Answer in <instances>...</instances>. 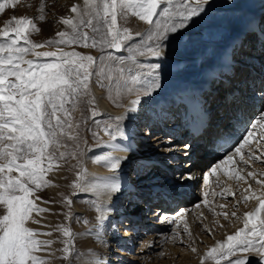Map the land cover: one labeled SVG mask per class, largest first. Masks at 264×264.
<instances>
[{"label":"snow or ice","instance_id":"snow-or-ice-1","mask_svg":"<svg viewBox=\"0 0 264 264\" xmlns=\"http://www.w3.org/2000/svg\"><path fill=\"white\" fill-rule=\"evenodd\" d=\"M233 2L228 0L229 4ZM16 5L17 0H0V13ZM211 7L212 0H82V3L71 5L67 17H61L64 30L44 41V45L56 46L57 51H36L44 45L30 38V28L39 31L33 18L12 16L4 22L0 28V37L7 38L6 42H0V264H50L48 259L37 253L47 251L49 256L54 255L51 246L55 241L40 238L50 237L54 232L60 234L58 240L62 244L56 250L61 254L57 258L63 259L64 264H78L81 254L76 249V240L81 234L71 228V208L72 197L81 194L95 195L89 203L94 204L99 224L83 235L106 242L104 233L109 230L106 224L115 210L110 200L123 190L121 169L135 162L134 152L126 156L117 155L116 151L122 149L120 143L115 142L118 138H129L131 133L121 126L125 116H109L107 120H101L98 117L105 114L98 112L96 107L90 108L88 117L82 115L79 120L72 113L79 104L95 103L94 97L89 99L90 78L93 76L97 84L108 88L110 98L113 85L116 86L117 96L135 94L136 99L130 102L135 107L129 106L126 115L138 112L142 97L153 98L163 89L161 68L172 42L181 39L193 25L205 19ZM44 11L45 5L41 3L38 17L41 21L45 19ZM130 17L138 18L147 25L146 40L133 42L134 35L138 37L141 33H133L126 26ZM220 29L214 35L218 38L216 42L223 44L220 55L223 70L213 75V81L218 80L223 86L239 80L245 85L238 96L226 101L233 110H241L249 104L264 108V18L258 24L253 18L244 19L242 23L230 21L221 25ZM250 41L252 47L259 45V64L255 62L256 57L244 52L245 45ZM75 46L98 49L99 64L96 57L76 51ZM113 49L117 53L126 49V55H114L110 51ZM238 52L248 55L249 59L240 60ZM29 54L35 58L51 59L41 63L26 58ZM227 90L232 91L231 88ZM206 116L207 110L196 128L197 132L206 128ZM89 119L95 130L88 127ZM81 127L90 131L97 142L96 148L91 149L96 152L91 157L93 163L108 168L109 177L90 175L82 166L81 159L88 146L81 135ZM101 133L108 140L102 139ZM145 135H151V132ZM82 143L84 148H81ZM104 144L112 150L99 152V147ZM168 145L170 151L177 150L171 140ZM127 147L130 149L131 146ZM261 149H264V111L250 123L233 153L220 161L212 172L225 168L238 155L240 159L237 163L245 167L249 166V161L264 162V152L259 156L255 154ZM191 150L192 145L185 143V158H189ZM245 154L248 159L244 158ZM68 159L77 162L75 167L78 170L69 184L71 192L62 194L59 201L66 209L62 213L66 223L57 224L48 232L30 227L33 223L41 225L43 214L50 211L37 203L41 200L38 193L53 186V181L47 178L48 173L59 170L62 167L60 161L67 162ZM136 163L138 167L145 166ZM176 172L175 184L192 178L185 171L177 169ZM234 174L237 179H244L238 171ZM258 175L264 176V170L248 173L264 189V179H257ZM160 187L161 190L156 193L158 197L171 195L169 186ZM244 199L247 201L249 197L244 196ZM255 200L258 206L244 213L243 227L211 248L206 253L207 257H231L226 259L225 264H253L255 257L256 264H264V191ZM156 215H160L159 211ZM232 216L236 213L233 212ZM166 222L175 223V220ZM110 230L114 235L118 234L117 224L112 223ZM132 230H136L135 225ZM182 230L191 237L187 223ZM151 246L149 243L148 247ZM191 251L195 253L197 249L193 247ZM89 264L111 262L93 257ZM201 264H204V257Z\"/></svg>","mask_w":264,"mask_h":264},{"label":"bare ground","instance_id":"bare-ground-1","mask_svg":"<svg viewBox=\"0 0 264 264\" xmlns=\"http://www.w3.org/2000/svg\"><path fill=\"white\" fill-rule=\"evenodd\" d=\"M41 3L45 5V11L43 13L45 19L43 21L38 19L40 15L39 6ZM73 3H82V0H17V5L15 8L9 7L3 13H0V28H2L4 26V22L9 20L12 16H28L30 18H33L36 27L39 29L38 32H35L30 28V38L33 39L34 42H39L44 45L45 40L54 38L55 34L58 31L64 30L65 26L61 23V17H67L69 15V9ZM208 14L211 15V17L216 18L213 22V24L215 25L212 30H207V26L203 25V28L201 27L200 29H198L195 34L190 36L187 35L182 39L176 41L178 48L171 52L168 50V57L161 68V78L164 85L163 89L159 93L155 94V97L153 98L142 97L138 112L131 113L130 116L126 115L129 106L135 107L134 105L130 104L131 100L136 99L135 94H124L117 96L116 86L113 85V91L110 98L108 88L101 87L94 81L92 90L90 91L91 95L89 99L94 97L95 103L93 105L79 104L77 105L75 111L72 113L73 117L76 120H79L82 115L84 117H88L90 115V108L96 107L98 112L105 114L98 117V119L101 120H107L109 116H125V119L121 121V126L125 128L126 132H130L131 136L127 139L118 138L115 143H120L122 150H117L116 154L120 156L130 155L132 152H134L135 154V162L132 163L133 167L129 169L130 164L124 165L120 172L123 188L126 187L130 189L131 193L129 192V194L125 195L124 191H122L118 196H114L110 200V203L114 205L115 210L109 216L106 224V228H108L109 230L104 233V239L106 241L105 243H101L100 241H96L89 236L83 235L88 231V229L97 228L99 226L98 221L96 220L97 213L95 212L94 204L89 203V200L95 199V195L92 193H87L72 197L73 204L71 212L73 213V219L71 221V228L76 233L81 234L76 240V249L81 254L78 264H89L90 259L93 257H100L103 260H107L110 262L112 260V264H127L126 260L131 254V242L133 241V238L138 234H140L139 238L142 245L155 240V243L159 244V247L162 248L161 251L166 253L165 255L161 254V256L155 255L153 257V260L148 258L144 262L145 264H201L202 257H204V264H211V260L213 259L206 256L205 249H211L215 247L217 242L225 241L228 235L234 234L236 230L243 227V221L245 219L244 213L247 211H252L254 207L258 206V201L255 200V197L260 196L261 192L264 191V189H262L261 186L257 184L250 176V179L248 178V180H250V182H248L250 184V188L247 187L249 186L247 185V182H243V189L242 186H234V180H231V178H228V180L223 183L221 181V177L230 175L228 174L230 169L234 171V164L230 163L225 166L226 170L225 168H221L220 170L215 172L216 174H220L218 185L211 187L212 181H210V178L212 174L210 172H212V169L220 162H217L215 164L210 163L205 166L204 169L209 165L211 166L208 167L205 171L204 179H206L208 176L209 180H207L208 184H210L208 192H210V198L212 202H214L215 204L218 203L220 211L224 212L221 219L222 222L224 220L223 223L225 224V227L214 229V227H216L217 225H213V237L204 235L203 237H205V239H200V245H198L197 251L195 253H192V251H189L187 248L182 247L184 245V241L182 240V229L184 225L182 224L187 223L188 228L192 226V229L194 231L198 230L197 224L201 219V215L199 216L200 213H203L205 217L213 220L210 213V211L212 210L211 207L200 206L198 208L199 212L196 213V218L194 221L190 219L188 214L185 215V219L183 218L184 216L182 217L183 219H174L176 220L174 224H178V226L173 228L172 233L174 232L179 234L175 235V237L173 238H170L172 240L168 241L165 237L164 229L167 228V224H169V222H166V220L169 218H167V216H169V204L175 203L176 201L182 202V205L180 206L181 210L184 211V209H189V204L187 206L186 202L187 200H190L189 197L184 196L178 199L179 195H181L182 193H186V190L184 189L185 187H175V190L174 192H171V195L161 198L156 195V193L161 189L158 188V190L154 191V189H151L150 187L152 184H149L156 182L155 175L151 176V173L153 171H155L156 173L157 170H155V168H152V165L146 168V170L148 171L151 170V177L149 182L144 181L146 175L141 176V181H136V179L140 177L138 174L133 172L134 169L138 171L139 168H142L138 167L136 162L142 165L143 162H150L148 161V159H151V161L155 162L153 164H157V162L158 164H169L171 162H174V164H180V171H185L186 175H191V179H187L182 182L185 184V186H188L201 166V163L197 161H202V159L193 154L195 148H192V153L189 155V158H185V156L183 159L180 158L181 160H175L174 158H176V156L179 154L177 151L178 148L182 147L179 144V140H187L189 138L188 134L185 135V132L187 133V129L184 127V121L182 119L185 118L187 114L190 117L189 112L191 108L187 105L188 103H190V101L194 102L196 106L195 109H198V113L201 117L204 115V111L207 110V125L203 130V135L209 137L211 133L217 131L214 134V137L219 136L218 132L220 131V125L214 121L215 118L211 115V111L209 110V108H211L212 105L214 106L213 110H215L216 107H220V101L223 91L227 90L228 88L237 91L240 87V84L242 83L240 82L239 84V81H237V83L233 82L231 85L224 84L223 86H221L218 80L213 81L212 79L210 81L209 79V81L205 84V81L208 80V76L211 73H219L223 70L220 64V55L223 51V44H221L220 46L216 45L217 43L215 42V38L217 37L214 34L217 31L221 30V25H226L230 21L233 23H242L244 19L253 18L258 24L261 18H264V0H234L232 4H229L228 0H212V7L209 9ZM126 26L129 27L133 33H141V36L138 37L134 35L133 42H139L140 40L147 39V25L144 22L139 21L138 18L130 17ZM242 38L243 37L241 36V39ZM6 40L7 38L0 37V42H6ZM251 43L252 42L250 41L245 45L244 52L250 53L253 57H256L257 60L255 62L259 64V45L257 44L255 47H252L250 46ZM45 48L48 51H52V49H49L47 45H44L36 51ZM87 50L85 51V55L90 53L93 56L96 55V63L99 64V50L90 48H88ZM94 50L97 52L93 53ZM229 51H231V49H229ZM112 52L114 55H126V49L120 51L119 53H117V51ZM237 54H239L238 56H240V60L249 59V56L246 54H242L239 52ZM26 58H32V55H29ZM43 58H45L47 61L48 59H51L47 57ZM209 88H214V91L212 93H207L208 95L203 94V90ZM223 103L226 104V101H223ZM172 105L173 108L170 110L171 113H168V109L169 107H172ZM206 105H208V107ZM249 105H251V107L254 105L253 108L255 107V104ZM222 107L225 108L226 106ZM233 114L232 117L236 118V114ZM165 118L169 119V123H167L164 128H162L163 120ZM156 123H158L159 126H152ZM87 124L89 128L94 129V125H92L90 119L87 121ZM247 124V121L244 120L235 122V126H239L238 128H241V131H243V129L247 127ZM170 126L172 128H175L172 129L174 133H177L179 127H182L183 129L181 131L179 130L180 132L177 133L179 137H175V139H172L173 136L172 138H166V140L168 141L164 142L166 145L165 148H157L156 146L159 144L153 145L150 150L147 149V147H144V149L142 148V151L133 148V145L139 144V140L137 139V137H143V135L152 127L156 133L163 132L164 129L167 130L168 128H170ZM83 131L85 132L86 139L88 140V150H86L85 155L81 159L82 166L86 168L87 173L90 175H94L99 178L109 177L111 173L108 168H106L102 164L93 163L91 157L95 155L96 152L91 151V149L96 148L97 142L93 139L92 133L90 131H87L84 127H81L82 137ZM239 131L240 130H236L235 134H239ZM155 136H153L152 138L154 139ZM101 137L104 140H108V137L104 136L103 133H101ZM170 140L175 145L177 150L173 151L172 154L167 156L166 150L169 151L170 149V146L168 145V142ZM194 142L195 141H192L190 143ZM143 143H145V140H143ZM186 143H189V141H187ZM195 144H191L192 147ZM128 145L131 146L130 149L127 147ZM84 147L85 146L82 143L81 148ZM233 149L234 148H232V150ZM110 150L112 149L108 144L101 145L98 149V151L101 153ZM156 150L166 151L165 157L164 155H162V153H156V155H151L147 158V153H153ZM261 152H264V149L257 151L259 155L261 154ZM228 153L229 152H227V154ZM227 154L224 155V157L222 158L223 160L226 158ZM259 155L257 154V156ZM238 158L240 159V157ZM244 158L248 159L246 154L244 155ZM194 159H196V162H194ZM203 162V164H207L208 161ZM76 163L77 162L72 159H68L67 162L60 161L62 167L57 171L48 173L47 178L53 181V186H50L38 193L41 197V200L37 201V203L41 207L50 209V211L43 214L41 225L33 223L29 225L30 227L34 229L39 228L41 232H48L57 224H60L62 222L66 223L65 217L62 214L64 211H66V209L62 207L59 201L62 198V194L68 195L71 192L69 184L74 179L75 171L78 170V168L75 167ZM243 166L241 168H243ZM244 168L248 169L247 172L255 171L259 173L261 170H264V162L249 161V166H244ZM248 173L246 176H248ZM257 179H264V176L258 175ZM172 184H174V181L171 184L166 185L170 186ZM206 184L207 183L204 182L203 186L201 185L205 188L204 192L206 191ZM221 184L224 185L223 189L225 191L220 189V191L217 190V187H219ZM144 185L146 187H144ZM253 193H255V195H253ZM245 194L249 197L247 201H245L244 199ZM175 195L176 197H174ZM125 196V200H122ZM227 197L231 198L230 203L229 201L225 200L227 199ZM105 199H107V197H105ZM138 200L142 201L141 204L142 206H144V209L146 208L147 210L149 209V207H151L150 212H146V218L144 222H141L140 224V221H138L140 219V216L135 215L136 206H133V203H137L136 201ZM44 201H49V203H44ZM123 201H126V207L124 206L125 208H123ZM235 201L239 203V205L237 204L238 206L236 208H234V206L232 205ZM225 204L227 205V207L231 208V212L237 213L236 216L232 217L235 225H233L231 222L225 221V218L227 216L225 214L228 212L224 207ZM157 211H159V213L163 212L164 217L162 220L157 221L155 219V217L157 216ZM228 216L231 215L228 214ZM77 217H79V219H77ZM112 223L117 224L118 234L114 235L110 230V225ZM133 225H135V227L139 225V230L133 231ZM59 236V233L54 232L50 237H40L41 239H52L55 241L51 246V251L54 253V255L49 256V253L47 251L37 253L38 256L44 259H48L50 261V264H64L63 259L57 258L61 254L56 250L62 247V244L58 240ZM192 244L195 245L194 242ZM188 251L189 253H191V255L187 256L189 260L187 259V257H185ZM113 252H118V255L111 257V254ZM175 255L181 257H179L180 259L178 263H176L177 261H175L174 259ZM131 257L134 258V255H132ZM155 258H157V260H155ZM132 264H137V262L135 261L134 263L133 261ZM253 264H256L255 257H253Z\"/></svg>","mask_w":264,"mask_h":264},{"label":"rangeland","instance_id":"rangeland-1","mask_svg":"<svg viewBox=\"0 0 264 264\" xmlns=\"http://www.w3.org/2000/svg\"><path fill=\"white\" fill-rule=\"evenodd\" d=\"M215 17H211V15H209L208 14V16L205 18V19H203V20H201L200 22H198L197 24H195V25H193L190 29H189V31L188 32H186L185 34H184V36L183 37H185V36H187V35H193V34H195L197 31H198V29H200L203 25H205V26H207V30H212V28L214 27V25L215 24H213V22L215 21ZM203 28V27H202ZM197 29V30H196ZM191 30V31H190ZM194 31V32H193ZM182 37V38H183ZM181 38V39H182ZM217 39L218 38H215V42L217 41ZM180 40V39H179ZM178 41V40H177ZM38 42V41H37ZM39 43V42H38ZM217 43V42H216ZM216 45H221V43H217ZM46 47V46H45ZM47 47L49 48V49H52V51H56L57 50V47L56 46H53V45H47ZM61 47H63V46H61ZM178 48V46H177V44H176V41H173L172 42V44H171V46H170V48L168 49L170 52L171 51H174V50H176ZM88 48H83V47H81V46H75V50L77 51H79V52H81L82 54H86V50H87ZM48 51L46 48L45 49H41V50H39V51ZM65 50H70V49H65ZM88 51V50H87ZM112 51H116V50H112ZM97 51H95L94 50V52L93 53H96ZM90 53V52H89ZM91 54V53H90ZM29 55H31V54H29ZM92 55V54H91ZM237 55H239V54H237ZM94 57H96V55L94 56ZM240 57V56H239ZM238 57V58H239ZM32 58L34 59V60H36L37 62H41V63H43V62H47V60L45 59V58H43V57H40V58H35V57H33L32 56ZM50 59H48V61H49ZM95 81V76H93V77H91L90 78V88H89V91H91L92 90V86H93V82ZM182 87V86H181ZM154 97H155V95H154ZM219 98V97H218ZM255 107H258V111L256 110V115L254 116V117H252L251 118V116H250V118L247 120V123L249 122V127H250V123L251 122H254L257 118H258V116H259V114H260V112H262V111H264V108H260L257 104H255ZM254 107V108H255ZM173 108V105H172V107H169V109H168V113H171V109ZM74 112V111H73ZM234 115V114H233ZM251 119V120H250ZM254 120V121H253ZM167 123H169V119H164L163 120V127L162 128H164V126L167 124ZM152 126H159V124L158 123H156V124H153ZM237 127H239V126H237ZM172 129H175V128H172L171 126H170V128H168L167 130L166 129H164L163 130V132H156L155 133V131H154V129H153V127L151 128V129H149L148 131H150L151 132V135H145V138H144V135H143V137H137V139L139 140V144H137V145H133V143H132V145H133V148H135L136 150H141L142 148L144 149V147L146 148L147 147V149H149L150 150V148L153 146V145H157V144H159V145H157L156 147L157 148H165V143L164 142H166V141H168V140H166V138H172V136H173V138L172 139H175V137H179V135H177V133L178 132H180L183 128L181 127H179V130L177 131V133H174L173 132V130ZM236 129V128H235ZM153 130V131H152ZM245 129H243V131H244ZM147 131V132H148ZM236 131V130H235ZM242 131V132H243ZM240 132V131H239ZM243 134H245V133H243ZM136 135V134H135ZM156 135V136H155ZM177 135V136H176ZM185 135H187L186 134V132H185ZM236 135H238V134H232V136H231V138H234ZM153 136H155V138L153 139L152 137ZM83 138L84 139H86V136H85V132L83 131ZM153 139V140H152ZM243 139V135H241L239 138H237L236 140H235V142L232 144V147L227 151V152H229L228 154H227V152L226 153H222V154H220V155H218V156H216V157H214V158H212V160L211 159H209L208 160V162H207V164H203L204 162L203 161H205V160H203L201 157H200V159H202V161L201 160H198L197 162H199V163H201V165H203V166H200V168L198 169V171L196 172V174L194 175V177H193V179H192V181L188 184V186H185V184L184 183H179V184H172V185H170L169 187H170V189H171V192H174V188L175 187H179V186H184L183 188L186 190V193H182L181 195H179V197H178V199H180L181 197H184V196H187V197H189V199L190 200H187L186 202H187V206H188V204H189V209L187 208V209H184V211L183 210H181V208H180V206L182 205V202H175V203H170L169 205V216H167V220H174V219H176V218H178V219H176V220H179V219H181L183 216V218L185 219L186 218V216L185 215H189V217H190V219L191 220H195V218H196V213L197 212H199L198 211V208L200 207V206H205V207H211V211H210V213H211V218L213 219V220H210L208 217H205L204 216V214L203 213H200L199 214V216L201 217V219H200V222L197 224L198 225V230H193L192 229V226L189 228L190 230V232H191V237H189L188 236V234L187 233H185V232H183L182 233V240L184 241V245L182 246V247H185V248H187L189 251H191V249L193 248V247H195L196 249L198 248V245H200V239L202 238V240H204L205 239V237H203L204 235L206 236H211V237H213V230L214 229H219V228H221V227H225V224L223 223L224 222V220H223V222H222V214H224V212H221L220 211V207L218 206V203L217 204H215L214 202H212V200H211V198H210V192H208L209 191V186H210V184H208V176H207V178L206 179H204V176H205V171L207 170V168L208 167H211L210 165L208 166V167H206L205 169H204V167L205 166H207L208 164H215V163H217V162H220L221 160H223L222 158L224 157V155H226L227 154V156L228 155H230V154H232L231 152H233L234 151V149L232 150V148H235L236 146H238V144L240 143V141ZM87 140V139H86ZM143 140H145V143H143ZM178 140V139H177ZM88 141V140H87ZM188 140H186V139H180L179 140V144L182 146V147H179L178 148V155L176 156V158H174L175 160H181L180 158H184V153H183V146H184V144H185V142H187ZM144 146H143V145ZM183 144V145H182ZM142 149V150H143ZM141 150V151H142ZM168 153H167V152ZM166 151H164V150H161V151H159V150H156V151H154L153 153H147V158H148V156L150 157L151 155L153 156V155H156V153L158 154V153H162V155H164V157H165V152H166V154H167V156H169L170 154H172V152L173 151H170V149H169V151L168 150H166ZM193 154H195L197 157H199V155L197 154V152H195V150L193 151ZM255 154L257 155H259V153H257V152H255ZM239 157V155L238 156H235L234 157V160H233V162H232V164H234V171L233 170H231L230 169V171L228 172V174H230L231 175V177H230V175H226L225 177H221V181L224 183L225 181H227L228 180V178H231V180H234V182H233V185L234 186H242V189H243V187H244V185H243V182H247V185H249V186H247L248 188H250V184L248 183V182H250V180H248V178H249V176H246L247 175V173L249 172H247V168H244V166L243 165H240V164H238L237 163V161H239V160H236V159H239L238 158ZM207 158V157H206ZM186 160V159H185ZM195 161L194 162H196V159H194ZM148 161H150V162H143L142 163V165H145L144 167H142V168H139V170L138 171H136V169H134V171L133 172H135L136 174H138L139 175V177L140 178H138V179H136V181H141L140 179H141V176L142 175H146V177H145V180L144 181H147V182H149V180H150V177L151 176H153V175H155V177H156V182L155 183H149V184H152L150 187H151V189H154V191H156V190H158V188H160L161 189V185H166V184H171L173 181H174V176L176 175V170L177 169H180V164H174V162L172 163H169V164H161V163H159L158 164V162H157V164H153V163H155V162H153V161H151V159H148ZM213 162V163H212ZM152 165V168H155V170H157V172L155 173V171H153L152 173H151V176H150V171H148V170H146V168L148 167V166H151ZM243 166V168H241ZM133 167V164H130L129 165V169L130 168H132ZM130 171V170H129ZM211 171V170H210ZM239 172L240 173V175H242L243 177H244V180H239V179H237V177H235L236 175L235 174H233V173H235V172ZM132 173V172H131ZM212 175H211V178H210V181H212L211 182V187L212 186H217L218 185V180H219V177H220V174H216V173H213V172H210ZM234 175V177H233V175ZM229 176V177H228ZM208 179V180H207ZM250 179V178H249ZM245 180H248V181H245ZM167 181V182H166ZM204 182H206L207 184H206V191L204 192V190H205V188L204 187H202L203 186V184H204ZM173 185H174V187H173ZM202 185V186H201ZM223 184H221L219 187H217V190H223V191H225L224 189H223ZM144 187H146L145 185H144ZM184 190V191H185ZM219 190V191H220ZM128 191V192H127ZM131 190L130 189H125L124 190V194L125 195H127V194H129V192H130ZM183 191V192H184ZM131 193V192H130ZM205 194H207V195H205ZM223 194V193H222ZM221 194V195H222ZM177 195V194H176ZM176 195L174 196V197H176ZM203 196H204V199H203ZM215 196V195H214ZM213 196V197H214ZM244 196H246V194L244 195ZM212 197V198H213ZM125 198H126V196L125 197H123V199L122 200H125ZM225 200H227V201H229V203H230V200H231V198H229V197H227V199H225ZM201 201H203V202H201ZM205 201H207L208 203H205ZM125 204V205H124ZM210 204H211V206H210ZM239 205V203L238 202H234V204H232L233 206H234V208H236L238 205ZM126 207V201H123V208H125ZM215 206V207H214ZM186 207V206H185ZM226 209H227V216H226V218H225V221L226 222H231L233 225H235V222L233 221V216H232V213L233 212H231V208L230 207H227V205L225 204V206H224ZM230 208V209H229ZM210 209V208H209ZM180 211H182V212H180ZM146 212H150V210L148 211V209L146 210V208L144 209L143 208V210H142V212H140V219L138 220V221H140L139 222V224L141 223V222H144V220H145V218H146ZM178 212H180V213H178ZM178 213V214H177ZM228 214L229 215H231V216H228ZM124 215V214H123ZM236 215H237V213H236ZM163 212L162 213H160V215L159 216H156L155 217V219L157 220V221H159V220H162L163 219ZM166 217V216H165ZM182 218V219H183ZM208 218V219H207ZM175 220V221H176ZM228 220V221H227ZM165 221V220H164ZM179 222V221H178ZM168 223V222H167ZM182 225H184V224H182ZM197 225H196V227H197ZM216 226V227H214V226ZM178 226V224H174V223H169V224H167V228H165L164 229V233H165V237H166V239L169 241V240H172V239H170V238H173V237H175V235H174V232L172 233V230H173V228H175V227H177ZM213 227H214V229H213ZM139 228H140V226L139 225H137L136 226V230H139ZM212 229V230H211ZM135 230V231H136ZM200 230V231H199ZM140 234H138L137 236H135L134 238H133V241L131 242V254H130V256L128 257V259L126 260V263L127 264H132L133 263V261H134V263H135V261L137 262V264H145L144 262L148 259V258H150V259H152L153 260V257L156 255H159V256H161V254L162 255H165L166 253H164L163 251H161L162 250V248L161 247H159V244H157V243H155V240H153V241H151V242H149V243H151V247H148V244L149 243H146V244H144V245H142V243H140ZM169 237V238H168ZM181 237V236H180ZM187 239V240H186ZM187 241V242H186ZM195 243V245H193L192 243ZM219 242H217V244H218ZM217 244H216V246H217ZM210 249H205V252L207 253L208 251H209ZM161 251V252H160ZM189 251L187 252V254L185 255V257H187V256H189V255H191V253H189ZM193 253V252H192ZM129 254V253H128ZM118 255V252H113L112 254H111V257H114V256H117ZM132 255H134V258H132L131 256ZM180 256H174V259H175V261H177L176 263H178L179 262V259L181 258H179ZM187 259L189 260V258L187 257ZM226 259H231V257H227V258H225V259H221L220 257H219V255H218V257H216V259H213V260H211V264L213 263V264H217V260H219V264H225V261H226ZM155 260H157V258H155ZM215 261V262H214ZM121 262V261H120ZM131 262V263H130ZM111 264H112V260H111Z\"/></svg>","mask_w":264,"mask_h":264}]
</instances>
